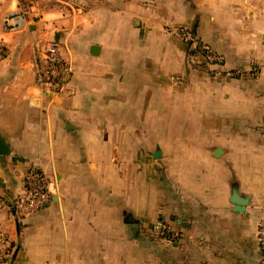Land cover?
Instances as JSON below:
<instances>
[{
  "label": "crops",
  "instance_id": "0c3cea01",
  "mask_svg": "<svg viewBox=\"0 0 264 264\" xmlns=\"http://www.w3.org/2000/svg\"><path fill=\"white\" fill-rule=\"evenodd\" d=\"M13 14L23 27L5 29ZM51 42L60 95L34 80ZM0 45V264H261L264 0H0ZM31 167L49 201L20 217Z\"/></svg>",
  "mask_w": 264,
  "mask_h": 264
},
{
  "label": "built area",
  "instance_id": "2783aa9c",
  "mask_svg": "<svg viewBox=\"0 0 264 264\" xmlns=\"http://www.w3.org/2000/svg\"><path fill=\"white\" fill-rule=\"evenodd\" d=\"M5 29L17 30L23 27L24 20L20 14H13L5 17ZM176 33L191 49V54L195 58H201L207 66L218 67L222 64L220 56L214 54L208 47L201 44L189 29H175ZM4 58L3 49L0 45V61ZM255 69V68H254ZM34 80L36 85L53 95H60L65 89L64 61L59 53L56 42L46 45L43 50L37 51L33 61ZM231 76V73H227ZM179 82V79H174ZM23 196L13 202L11 209L20 217L33 214L44 207L49 201L51 182L44 172L37 167L27 170L23 179ZM262 217L257 224L256 240L260 253V263L264 264V204L261 207ZM157 232L167 230L166 227L159 225L153 226ZM169 231V230H168ZM175 238V235H171ZM9 259L7 249L3 240L0 241V261Z\"/></svg>",
  "mask_w": 264,
  "mask_h": 264
},
{
  "label": "water",
  "instance_id": "95a60500",
  "mask_svg": "<svg viewBox=\"0 0 264 264\" xmlns=\"http://www.w3.org/2000/svg\"><path fill=\"white\" fill-rule=\"evenodd\" d=\"M55 38V37H54ZM97 51L98 48L96 46H91L90 47V54L91 55H97ZM9 153V149L8 146L6 145V143L0 138V155H7ZM158 154V153H157ZM154 154V158L158 157L159 154ZM246 202L247 199H241L239 197H237V192L235 191V189H232V199H231V203H233V205H235V210L236 211H240L242 212L244 209V207L246 206ZM13 256L10 257L11 260H13Z\"/></svg>",
  "mask_w": 264,
  "mask_h": 264
},
{
  "label": "trees",
  "instance_id": "16d2710c",
  "mask_svg": "<svg viewBox=\"0 0 264 264\" xmlns=\"http://www.w3.org/2000/svg\"><path fill=\"white\" fill-rule=\"evenodd\" d=\"M150 233L153 235V237L157 238V239H163V240H167V241H175V238H171L172 233L167 230L163 231V232H157L153 229V227L150 228ZM7 254L9 255V251L7 249ZM3 261H6L5 259H3Z\"/></svg>",
  "mask_w": 264,
  "mask_h": 264
},
{
  "label": "rangeland",
  "instance_id": "374dc122",
  "mask_svg": "<svg viewBox=\"0 0 264 264\" xmlns=\"http://www.w3.org/2000/svg\"><path fill=\"white\" fill-rule=\"evenodd\" d=\"M66 2H68V1H66ZM57 4H58V5H64V4H60V3H57ZM67 4H68V6H67V10L71 13V12H72L71 7L74 6V3H73V2H68ZM154 225L159 227V225H161V224L157 223V224H154ZM154 225H153V226H154Z\"/></svg>",
  "mask_w": 264,
  "mask_h": 264
}]
</instances>
